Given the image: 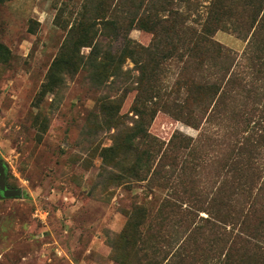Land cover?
Instances as JSON below:
<instances>
[{"label": "trees", "instance_id": "1", "mask_svg": "<svg viewBox=\"0 0 264 264\" xmlns=\"http://www.w3.org/2000/svg\"><path fill=\"white\" fill-rule=\"evenodd\" d=\"M98 9L93 21L123 39L103 68L130 59L136 92L128 127L116 99L97 101L115 129L103 160L132 155L137 181L168 189L154 212L132 207L119 241L146 264H264V0H99ZM91 21L83 15L68 39H87ZM219 31L245 42L243 51L216 41ZM160 112L195 139L152 135Z\"/></svg>", "mask_w": 264, "mask_h": 264}, {"label": "rangeland", "instance_id": "2", "mask_svg": "<svg viewBox=\"0 0 264 264\" xmlns=\"http://www.w3.org/2000/svg\"><path fill=\"white\" fill-rule=\"evenodd\" d=\"M98 2L83 9L86 0H0V161L7 187L21 191L0 197V264H146L119 236L135 204L154 212L168 189L137 181L132 155L103 160L115 129L97 101L116 99L128 127L136 92L130 59L103 68L123 39L93 21ZM83 15L94 25L88 38L69 40ZM129 36L143 46L151 40L138 30ZM214 39L239 54L245 47L226 32ZM148 131L165 142L198 134L161 112Z\"/></svg>", "mask_w": 264, "mask_h": 264}, {"label": "water", "instance_id": "3", "mask_svg": "<svg viewBox=\"0 0 264 264\" xmlns=\"http://www.w3.org/2000/svg\"><path fill=\"white\" fill-rule=\"evenodd\" d=\"M20 196H21L20 189L7 187L5 166L0 161V197L4 199H9V198H17Z\"/></svg>", "mask_w": 264, "mask_h": 264}]
</instances>
